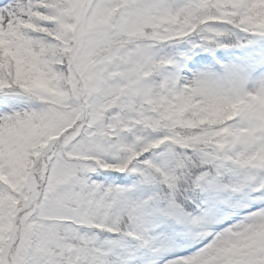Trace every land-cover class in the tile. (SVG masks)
<instances>
[{
	"label": "snow or ice",
	"instance_id": "snow-or-ice-1",
	"mask_svg": "<svg viewBox=\"0 0 264 264\" xmlns=\"http://www.w3.org/2000/svg\"><path fill=\"white\" fill-rule=\"evenodd\" d=\"M0 264H264V0H0Z\"/></svg>",
	"mask_w": 264,
	"mask_h": 264
}]
</instances>
